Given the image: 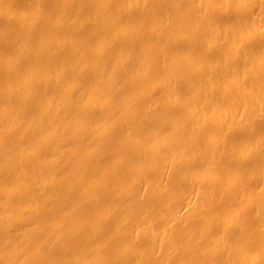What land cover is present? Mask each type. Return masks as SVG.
Here are the masks:
<instances>
[{"label":"bare ground","instance_id":"1","mask_svg":"<svg viewBox=\"0 0 264 264\" xmlns=\"http://www.w3.org/2000/svg\"><path fill=\"white\" fill-rule=\"evenodd\" d=\"M0 264H264V0H0Z\"/></svg>","mask_w":264,"mask_h":264}]
</instances>
